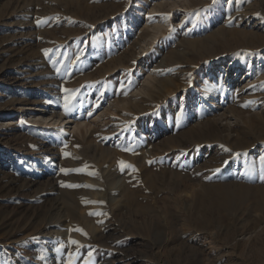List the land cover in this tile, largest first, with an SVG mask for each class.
I'll list each match as a JSON object with an SVG mask.
<instances>
[{
	"label": "rangeland",
	"instance_id": "1",
	"mask_svg": "<svg viewBox=\"0 0 264 264\" xmlns=\"http://www.w3.org/2000/svg\"><path fill=\"white\" fill-rule=\"evenodd\" d=\"M0 264H264V0H0Z\"/></svg>",
	"mask_w": 264,
	"mask_h": 264
},
{
	"label": "snow or ice",
	"instance_id": "2",
	"mask_svg": "<svg viewBox=\"0 0 264 264\" xmlns=\"http://www.w3.org/2000/svg\"><path fill=\"white\" fill-rule=\"evenodd\" d=\"M65 91L67 92V90H65ZM66 155H67V154H66ZM121 166H122V167H125L126 165H124L123 162H122ZM127 167H131V166H127ZM72 243H73V244H76L77 242H76V241H72Z\"/></svg>",
	"mask_w": 264,
	"mask_h": 264
},
{
	"label": "bare ground",
	"instance_id": "3",
	"mask_svg": "<svg viewBox=\"0 0 264 264\" xmlns=\"http://www.w3.org/2000/svg\"><path fill=\"white\" fill-rule=\"evenodd\" d=\"M149 93V92H148ZM41 118H43V116L41 117ZM63 122V120H61V119H59V120H56L55 122ZM87 133V132H86Z\"/></svg>",
	"mask_w": 264,
	"mask_h": 264
}]
</instances>
